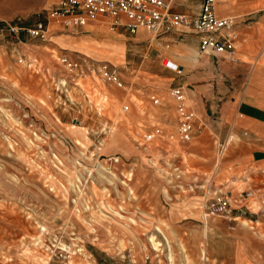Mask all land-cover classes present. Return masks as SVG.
<instances>
[{
	"label": "rangeland",
	"instance_id": "374dc122",
	"mask_svg": "<svg viewBox=\"0 0 264 264\" xmlns=\"http://www.w3.org/2000/svg\"><path fill=\"white\" fill-rule=\"evenodd\" d=\"M56 1L0 0V23L18 28L0 40V264H264V208L241 193L264 185V0H217V13L236 19L233 61L200 54L186 27L163 36L168 49L149 32L100 24H53L46 41L21 29ZM176 3L193 15L200 0ZM59 55L95 70L74 77ZM164 57L183 65L181 76ZM102 62L124 87L101 78ZM177 83L203 92L201 113L188 96L197 114L190 140L177 133ZM152 129L158 135L143 143ZM174 165L179 189L167 184ZM85 170L91 180L77 195ZM206 178L244 206L239 218L202 221L194 185Z\"/></svg>",
	"mask_w": 264,
	"mask_h": 264
},
{
	"label": "built area",
	"instance_id": "2783aa9c",
	"mask_svg": "<svg viewBox=\"0 0 264 264\" xmlns=\"http://www.w3.org/2000/svg\"><path fill=\"white\" fill-rule=\"evenodd\" d=\"M216 2L217 0H200L198 12L190 15L174 10L177 6L176 0H57L45 8L44 20H37L21 29H24L30 37L46 41L49 27L53 24L71 32L84 30L88 25L100 24L109 30L123 29L131 35H136L140 31L149 32L154 38L160 39L158 43L163 48L168 49L172 42L163 40V36L175 32L184 33L178 27H186L197 35L199 53L213 54L227 61H233L236 59L237 33L234 30L236 19L234 15H219ZM5 29L15 33L18 28L8 23L5 27L3 22L0 23V40L4 36ZM58 60L74 77L81 76L84 69L95 70L88 64L83 65L80 59L67 55H59ZM164 66L178 76L183 73V66L169 58L164 57ZM96 69L107 83L116 87L125 86L119 73L106 63L102 62ZM65 84L58 82L57 90L59 88L62 90ZM169 90L177 121V133L180 139L190 140L196 124V110L188 103L184 84L177 83ZM151 101L155 106L161 104V100L155 96H151ZM127 109L128 106H124V110ZM158 133L159 129H152L145 133L141 140L143 143L151 142ZM223 151L224 143L220 142L217 144L218 156H221ZM84 172L85 175L76 177L73 182L72 191L78 192L77 195L86 193L87 184L91 180L92 171ZM182 174V168L174 165L171 174L166 176L167 184L174 188L175 186L178 189L182 188V185L175 184L181 182ZM194 187L202 193L201 215L204 223L215 216L226 220H236L240 217L235 212L242 210L244 206H235L233 203H237V198H229L222 190L221 184L216 185L211 178H206L202 181L196 180ZM241 193L242 199L256 200L264 208V185L250 186ZM77 195L74 194L72 201Z\"/></svg>",
	"mask_w": 264,
	"mask_h": 264
},
{
	"label": "crops",
	"instance_id": "0c3cea01",
	"mask_svg": "<svg viewBox=\"0 0 264 264\" xmlns=\"http://www.w3.org/2000/svg\"><path fill=\"white\" fill-rule=\"evenodd\" d=\"M223 2H227V0H222ZM177 7V6H176ZM174 8V10L175 11H177V12H179L178 10H177V8ZM199 7H200V5H199ZM231 11H229V13H230ZM184 13H187L186 11L184 12ZM187 14H189V13H187ZM220 15V14H219ZM221 16H223V15H221ZM234 30H235V32L237 31V27L235 28L234 27ZM138 34V33H137ZM137 34H136V36H137ZM197 46H198V38H197ZM237 49V48H236ZM235 52H236V50H235ZM201 54V53H200ZM203 54V53H202ZM183 66V65H182ZM183 71H184V67H183ZM189 81V80H188ZM191 81V80H190ZM189 91V92H188ZM188 91L186 90V93H187V96H189L190 98H191V100L192 101H194L195 102V104H196V107H195V109L198 111V112H202V108L203 107H201V106H203L202 105V90H201V88H200V86H194L193 87V89L192 88H190V89H188ZM233 188V190L232 191H230V195L231 196H233V195H236V189H237V186H233V187H231L229 190H231Z\"/></svg>",
	"mask_w": 264,
	"mask_h": 264
},
{
	"label": "bare ground",
	"instance_id": "6f19581e",
	"mask_svg": "<svg viewBox=\"0 0 264 264\" xmlns=\"http://www.w3.org/2000/svg\"><path fill=\"white\" fill-rule=\"evenodd\" d=\"M84 222H85L86 225L88 224L85 220H84ZM152 240L154 241V245H158V243L155 241V236H152Z\"/></svg>",
	"mask_w": 264,
	"mask_h": 264
}]
</instances>
